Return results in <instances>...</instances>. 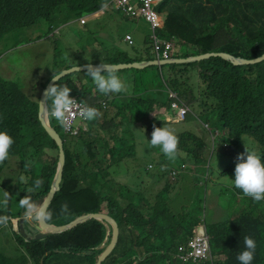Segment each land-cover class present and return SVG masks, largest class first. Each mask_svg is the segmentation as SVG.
<instances>
[{
	"label": "trees",
	"instance_id": "obj_1",
	"mask_svg": "<svg viewBox=\"0 0 264 264\" xmlns=\"http://www.w3.org/2000/svg\"><path fill=\"white\" fill-rule=\"evenodd\" d=\"M104 4L105 0H0V46L3 47L6 42L14 43L5 51L23 43L37 44L42 38L49 40L60 36L69 25H74V37H77L78 43L64 48L63 54L71 57L72 63L40 65L37 71L34 69V78L24 79L28 82L27 87L17 78L5 80L0 77V130L5 131L13 141L6 158L0 160V201H3L0 203V216L6 217L0 222V247L7 252L12 251L13 255H21L17 259L18 264H51L53 258L61 260V255H54V250H66L77 256V249L98 246L106 236L105 227L97 220L40 241H25L13 229V220L18 221L24 211L21 202L43 198L55 174L59 150L41 127L37 116L39 93L53 74H60L73 66H86L90 62L118 64L154 60L157 54L153 52V35L173 41L171 55L176 57L226 51L253 58L264 53V0H165L160 5L161 10L166 11L163 28L157 27L153 31L151 22L141 17L140 20L151 28L150 40L138 43L134 39L132 44L124 41L127 32H105L91 22L98 17L90 18L85 25H81L83 16L94 15ZM214 14L215 18H226L209 20ZM104 16L107 18L106 13L99 17ZM121 18L132 20L126 14ZM26 30L29 31L27 39L22 41L17 35ZM41 34L44 36L39 38ZM15 37L17 40L14 41ZM86 58H89L88 63ZM191 64H153L143 70L113 72L128 86L127 94H101L85 71L71 73L55 82L58 86L69 88L72 99L95 108L105 119L112 115L111 121H105L101 126H95L97 118L94 116L87 124V130H81L78 135H62L66 151L64 175L45 219L49 224L55 225L57 220L68 224L82 214L99 211L114 218L120 228L119 240L114 252L103 264L119 261L122 264H239L236 255L244 247L245 235L256 243L251 264H264V199L253 200L232 186L222 197L224 204L220 193L210 196L205 189L203 195L197 193L198 188H206V185L221 186L211 179L212 158L205 138L189 131L175 134L178 142L174 159L166 158L158 146H150L146 140L150 138L153 126L165 127L193 120L189 115L183 121L176 117L177 110L173 104L177 101L170 92L177 91L183 104L192 110H200L196 118L204 117L210 125L215 123L216 126L211 129L233 136L236 145L245 139L250 150L260 155L264 162V60L255 64L233 65L220 57H210L196 62L201 66L200 78L203 82L197 94L183 88L191 74L186 65ZM5 70L13 72L11 61L3 65L0 73L5 74ZM49 70L54 72L49 74ZM127 99H131L132 103H127ZM116 100L119 101L117 108L114 107ZM114 121L118 123L114 124ZM135 126L139 131L144 130L146 139L143 135L136 139ZM54 128L61 133L59 126ZM100 139L105 142L106 149L93 155L91 146L94 150L101 148ZM115 141L123 147L118 148ZM80 147L85 149L90 160H96L102 151L108 155L109 162L99 166L100 174L99 171L94 173L79 169L83 154L77 152ZM109 147L110 151L107 150ZM46 150L47 154L54 150V157L40 160L42 170L36 172L35 164L43 158ZM116 158L118 162L115 164L113 161ZM11 160H15L18 167L12 173L18 177L15 189L8 181V174H3L7 168L13 169ZM123 161L134 165L133 170L128 167L131 176L135 181H142V187L134 195L145 200L148 204L145 209L133 202L126 207L121 206L113 197L117 194L128 200L120 189L117 193L115 190L106 192L107 185L106 188L100 185L101 189H94L96 182H115L114 173L118 171V163ZM148 165L152 168L148 169ZM233 165L230 162L218 175L231 174ZM186 167L192 173V179L186 174L181 175ZM72 173L79 181L94 182V188L78 194L72 188ZM143 177H147L149 183H143ZM36 181H39L38 185ZM186 188L196 189L192 210H188ZM124 190L130 191L129 184ZM15 198L17 205L14 204ZM86 202H93L94 209L78 208L79 204ZM210 202L219 211V220L210 216L211 213L216 214L209 209ZM65 204L67 211H62L61 206ZM102 204L104 209L99 208ZM175 210L179 214H174ZM223 215H227L226 220H222ZM26 218L23 227L24 223L28 224ZM31 220H37L35 215ZM201 222L209 238L211 263H194L184 258L188 242L196 236ZM96 227L101 228L102 233L94 236L90 232ZM25 231L32 233L28 228ZM119 246L125 247L128 254L121 256ZM4 262L7 261L0 259V264ZM81 263L85 261H79Z\"/></svg>",
	"mask_w": 264,
	"mask_h": 264
},
{
	"label": "rangeland",
	"instance_id": "obj_2",
	"mask_svg": "<svg viewBox=\"0 0 264 264\" xmlns=\"http://www.w3.org/2000/svg\"><path fill=\"white\" fill-rule=\"evenodd\" d=\"M110 1L111 0H105V3H106L105 5H107L105 8L107 18L105 16L104 17H98L96 19H93L91 21L92 23L99 25L105 32L113 33L114 31H119L121 33H125V32L131 33V34H133L134 39L138 43H144L148 39L150 40L151 28L147 23L140 20L141 17H138L135 20H129V21L123 20L120 15L113 13ZM157 11L161 17H163V15L166 12V11L161 10V6L157 7ZM151 25L153 26V24H151ZM74 28H75L74 25H69L62 30L60 36L52 37L49 40L48 39L44 40L42 38L44 35L41 34L39 36V38H42V39H40L37 44L23 43L21 45H18L17 48H15L11 51H5V49L9 45H11L13 42H11V43L6 42L3 47L0 46V69L3 68V65L5 63H9V61H11L13 72H8L5 70V74L0 73V75L6 79H9V80L15 79L16 76L20 75V76H22V78H17V79H19L23 83V85H25L27 87L28 82L25 81L24 79L34 78L35 77L34 76V74H35L34 69H35V71H37L40 68V65L44 66V65L48 64L50 66L53 63H55L56 65H64V64H67L68 62L72 63L73 62L72 58L65 56L63 54V52H65L64 48H69L74 43H76V45H78L77 37H74L75 36L74 35ZM41 29L43 32L45 31L43 28H41ZM28 32H29L28 30L20 31V34L17 36H20L21 40L25 41L27 39ZM15 40H17L16 37L14 38V41ZM13 46H15V45H13ZM77 50H78V48H77ZM88 60H89V58H86V63H88ZM90 63L92 64V62H90ZM186 66L188 68V73H191V74L193 73V82L195 84L199 85L200 79H199L198 73L201 71V66H199V64H195V63H192L191 65H186ZM52 72H54V71L49 70V74ZM127 103H132L131 99H127ZM118 105H119V101L116 100L114 102V107L117 108ZM194 114H197V113L195 112ZM188 115L193 118L192 121L186 122V123L184 122V123H179V124L167 125L165 127L172 130L174 132V134H179L182 132L189 131L198 137H203L206 140L209 139V134H208L205 126H207V128L208 127L213 128L216 126L215 123H212L211 125H207L205 123V121L203 120L204 117L202 120L196 121L192 114H188ZM109 116H110L109 118L105 119L103 114H100L99 112H97V115H96L97 124L95 126L98 127V126H101L105 121H111L112 115H109ZM50 121H51L52 126H54V127L59 126L61 129V136L64 135V133H65L64 131H66V129L64 128L62 122H59V121H56L53 119ZM113 123L117 124L118 122L114 121ZM135 127L136 128H134L133 131L135 132L134 136L137 139L138 137L142 136L145 132H144V130L139 131V130H137L138 127L137 126H135ZM43 130H44V128H43ZM72 136H73V134H72ZM218 140L220 142V147H221L219 150V153H218L216 142L213 144L212 148L208 147V151L211 154V158H212L211 165H210L211 170H212L211 179L214 182L220 183L221 186H208V185H206V188H204V187L198 188L197 193L200 196L203 195L204 189L206 190L207 194L210 196L214 195L215 193H220V199H221V202L223 203L222 197L224 196V194H226L228 192V188L231 187V183H230L229 179H231L233 176V169H234V165L236 163V156H237V154L244 152L245 149H250V148H249V145L247 144V141L245 139L241 140L240 145L232 144L234 138L229 136L228 134H225L224 132H221L220 136L218 137ZM99 142L102 145L101 148L94 150V148L91 146V152H93V155H96L101 150L106 149L105 146L103 145V144H105L103 139H100ZM115 143H116L118 148H120V146L123 147V145H120L119 142L115 141ZM63 148H64V153H65V165H66V151H65V147H63ZM110 149H111V147H109L107 150L110 151ZM47 152H48V150H46V153L43 155V158L38 159V162H36V164H35L36 172H40L42 170L43 164L40 160L46 159V157L47 158H53L54 157V153H55L54 150L51 154L50 153L47 154ZM77 152L83 153L82 157H81L82 166H80L79 169H86V170H90V171H93L94 173H96L99 171L97 169V167L101 166L102 163H108L109 162V157L104 151H102L100 153L99 157H97L96 160L95 159L90 160L87 152L82 147L78 148ZM218 155L220 158V163H219ZM228 157H230V158H228ZM47 160H49V159H47ZM232 160H234V165L232 166V170L230 171L232 173L231 174L228 173V175H225L220 179L218 177V174L220 172H222L224 170V167L229 163V161H232ZM114 162H115V164L118 162L117 158L113 161V163ZM110 163L112 164L111 160H110ZM128 163H130V162H128ZM128 163L126 161L119 162L118 166H117L118 171H116L114 173V175H115L114 177H116V181L111 182L110 184L103 182L102 184L98 185V188L101 189L100 185H102L103 188L104 187L106 188V185H107L106 192L108 190H110V191L115 190L116 193L120 189V190L124 191V194L128 198V200L122 199L117 194H115L113 196L115 199H117L119 201L121 206L126 207L129 204V202H133V203L137 204L139 207L145 209V206L148 205L147 203H145V200H141V198H138L134 195V192H136L137 189L139 190L142 187V181H141V179H139L138 181H135V179L132 178V176H131L132 173L129 171V169L133 170L134 165L133 164L128 165ZM11 164H12L13 169L7 168L5 171H3V174H6V173L8 174V176H7L8 181L11 182L13 189H15L16 185L18 184V177L15 175H12V173H13V171L17 170L18 167H17V163L15 160H11ZM57 165H59V158H57L55 172L57 170ZM128 167H129V169H128ZM64 169H65V166H64ZM112 171L113 170H112V166H111L110 172H112ZM99 174H100V171H99ZM184 174H186L191 179L193 178L192 173L190 172L188 167L185 168V170L183 171V173L181 175H184ZM63 175H64V170H63ZM71 182H72V188L78 194L83 193L84 191H86L88 189L94 188V182L85 183L83 181H79L77 179V175L75 173H72V175H71ZM143 183H149V179L147 177H143ZM203 183H204V180H203V178H201V184L203 185ZM128 184H129V188H130L129 192L124 190V187ZM186 189H187L186 190V192H187L186 202L188 203V210H192L195 207V205L192 203V199H193V195H194V192L196 189H193V188H186ZM103 196H106V194H104ZM31 201L32 200H30L28 202H31ZM14 204L17 205V198H15ZM214 205L215 204L211 205V202L209 203V209H211L213 211V213L216 212L215 215L214 214L212 215V213H211L210 216H213L214 219L219 220L220 218H217V214L219 213V211H216ZM104 206L105 205L102 204L101 206H99V208L104 209ZM94 207H95V204L93 202H86L84 204H79V206H78V208H85V209H94ZM25 212H26V210L24 208V211L20 214V217ZM89 213H104V214L108 215L104 211L89 212ZM89 213H87V214H89ZM174 214H179V213L176 212V210H175ZM199 214H200L201 218H203V216L201 215V211ZM82 215H84V214H82ZM82 215H80V216H82ZM26 217L28 218V215L24 216V218H26ZM226 217H227V215H223L222 220H226ZM29 220H31V219H29ZM216 220H212V221H216ZM15 221H16V219L13 220V229L15 230V232L19 233V230L16 229L17 223ZM31 221H32V223H29L30 226L37 223V220H35V221L31 220ZM54 223H55V226H65L66 225V224H64L65 223L64 221H60V220H57ZM88 223H89V221H87L85 223H81V224L87 225ZM100 223L105 227V230H106V236L104 237V239L100 243V245L90 246L87 249H84V248L83 249H77V256L69 253L66 250H54L53 251L54 255H61V260L55 261V260L60 259V258H53L52 259L53 261L51 264H79V261H81V260L85 261V263H83V264H94V262H95V264H98V259L100 260V257L103 254V251L100 250L101 246L104 245V242L107 239V226L106 225H108V224L105 225L102 222H100ZM100 223H99V225L102 227V225ZM24 224H25V229H27V223H24ZM56 224H61V225H56ZM81 224H78V226ZM202 226L205 227V225L201 222V223H199V226L197 229H199ZM199 231H201V230L199 229ZM199 231L196 230V234ZM90 233H92L94 236H96L97 234H101L102 230H101V228L96 227L95 230L90 232ZM108 233H109V231H108ZM50 236H52V235H50ZM50 236H48V237H50ZM48 237H46V238H48ZM110 238L111 237L109 235L108 240L105 242L106 247L109 245ZM191 241H189V242H191ZM189 242H188V245H189ZM118 250L120 251L121 256L125 255L127 253L125 251V247H123V246H119ZM182 250H185V248L182 247ZM97 251H101V253L98 254ZM19 256L21 257V255H19ZM18 258L19 257L17 255H13L12 251L7 252L5 250L0 249V259H2L3 261H12L9 264H14V262H16ZM214 260H215V258H214ZM105 261H103V263ZM145 261H147V260H145ZM194 263H200V262H194ZM106 264H108V263H106ZM116 264H122V262L119 261Z\"/></svg>",
	"mask_w": 264,
	"mask_h": 264
},
{
	"label": "clouds",
	"instance_id": "obj_3",
	"mask_svg": "<svg viewBox=\"0 0 264 264\" xmlns=\"http://www.w3.org/2000/svg\"><path fill=\"white\" fill-rule=\"evenodd\" d=\"M164 1L165 0H155V2L157 4H156L154 9L162 21L160 28H163L164 20H165V14L163 15V17H161L157 11V7L160 6ZM131 2H138V0H131ZM105 4L103 6H101L99 9H97V11L94 15L83 16L80 19L81 25H85L88 22V19H90V18L99 17V16H102L104 13H106L105 8L107 5H105ZM110 4H111V8H112L113 13L120 15V16H123L125 14V13H123V11L115 8L113 0L110 1ZM117 12H120L121 14H119ZM215 16H216V14H214L212 17H209V20L210 19H217L219 17H225L226 18V16H218L216 18H215ZM129 18L132 20H135L138 17H134V18L129 17ZM100 29H101V27H100ZM127 36H130L132 38V43H133L134 42L133 34L128 33L125 36L124 41L129 43L128 41H126ZM160 39H162V38H160ZM162 40L166 41L167 43H169L171 45V48L169 51V57L164 58L162 56L157 55V58H155L154 60H161V59L169 60V59H174V58H185V57L172 56L171 52L174 49L173 41L166 40V39H162ZM163 48H164V46H163ZM153 52H155L154 49H153ZM211 52H217V51H211ZM221 52H226V51H221ZM205 53H207V52H205ZM226 53H229V52H226ZM199 54H202V53H199ZM229 54H231V53H229ZM194 55H198V54H194ZM231 55H233V54H231ZM189 56H193V55H189ZM189 56H187V57H189ZM234 56H241V55H234ZM241 57H244V56H241ZM209 58H206V59H209ZM245 58H247V57H245ZM206 59H201L198 61H192V62H187V63H175V64H191V63L200 62V61L206 60ZM249 59H251V58H249ZM158 64H162V63H158ZM245 65H247V64H245ZM200 72L198 73V76L200 79L199 85H197L193 82V73H192V74L188 75L189 81L186 85L183 86V88H189V90H191L194 94H197L199 89L201 87H203V85H202L203 82L200 78ZM85 73L87 74L88 77H90V79L93 81V83L95 85V88L101 94H105V95H107L109 93H125V94H127L129 92L128 86L124 82H122L120 77L113 74V72L110 70L109 66H107V65L101 64V65L96 66V67H92L91 65H89L86 67ZM0 77L7 80L6 78L2 77L1 75H0ZM18 77L22 78V76H20V75L16 76V78H18ZM52 79L56 80L57 76L53 74ZM69 91H70L69 88L63 87V86H58L56 83L51 84L47 88L45 96L48 99L47 100V104H48L47 105V115H48V121H49L50 125H51L50 120L53 119V120H56L59 122H63V126L65 128V122H64L65 113L69 109L72 108V106L74 104V100H76V99H72L69 96ZM170 93H171V97L175 98V100L177 101V104H173V107L175 106L174 108L177 110L175 115L179 120L183 121L188 116L189 113L193 114L197 121L198 120L200 121L203 119V117H201V118L197 117L196 118L197 114L200 113V110H198V109L192 110L188 105H185L181 102L182 99L179 96V92L172 91ZM173 94H176V96H173ZM76 101H78V100H76ZM180 109H186L187 110V114H186L184 119H181L178 117V112ZM195 112L197 114H194ZM81 114H82V117L84 119L88 120L84 124V127H81L77 134H73L70 131L66 130V131H64L65 132L64 135H67V134L78 135L81 130H87V126H88L87 124H89L90 120L93 119V117L97 115V110L93 107L85 106V107H83ZM207 125H210V124H207ZM205 128L209 134V139L206 140L207 149H208V147L212 148L213 144L216 142L218 153H219V150L221 147H220V142L218 140V137L220 136L221 132L212 130L209 127L207 128V126H205ZM57 132H59V131H57ZM60 135H61V133H60ZM231 137H233V136H231ZM144 138H145V136H144ZM200 138H203V137H200ZM146 140L150 146H158L159 150L164 154V156L166 158H168V159H174L175 158L178 138L174 134V132L172 130H170L169 128L161 127V126L160 127L153 126L152 131L150 133V138L146 139ZM12 143H13L12 138L5 131L0 130V160H3L6 158V156L8 155L9 147ZM234 143H236V138H234L232 144H234ZM63 144H64V140H63ZM57 150H59V149H57ZM218 158H219V155H218ZM228 158H230V157H228ZM230 162H232V164H234V160L229 161V163ZM219 163H220V158H219ZM151 168H152V165H149L148 169H151ZM218 177L220 179L222 178L219 175H218ZM229 181H230L232 187L240 189L245 196L251 197L253 200H256V201L264 199V162H262L260 155H258L254 150H250V149H245L244 152L237 154L236 163H235L234 169H233V176L231 179H229ZM36 184L38 185L39 181H36ZM6 199H7V197L4 198V200H6ZM0 203H3V201H0ZM21 203L24 206L26 212L29 214V216H32L34 214L35 217L39 220H44V219L48 218L44 206H41L39 209H36L28 201H22ZM61 210L67 211V205L66 204L62 205ZM5 220H6V217L0 216V222H3ZM243 245H244L243 249L241 251H239L236 255V260L239 262V264H251V262L253 260L255 248H256V243L251 237L245 235L243 237ZM212 261H213V259L211 260V262ZM211 262H209V263H211Z\"/></svg>",
	"mask_w": 264,
	"mask_h": 264
},
{
	"label": "water",
	"instance_id": "obj_4",
	"mask_svg": "<svg viewBox=\"0 0 264 264\" xmlns=\"http://www.w3.org/2000/svg\"><path fill=\"white\" fill-rule=\"evenodd\" d=\"M209 57H220L224 60L231 62L233 65H239V64L245 65V64H255V63L263 61L264 53L260 56H256V57L249 59V58H245L241 56H234L226 52L217 51V52L202 53V54L193 55V56H189L185 58H174V59H169V60L161 59V60H149V61H134L130 63H118V64L101 63V64L109 66L112 72H116V71H123L127 69L143 70L145 68H149L150 65L158 64V63H162V64L187 63V62H192V61H198L201 59H206ZM101 64H89V65H91L92 67H96ZM89 65L73 66V68L70 70L62 71L60 74L56 75L57 76L56 80L51 79L49 83L45 86V88L40 92L39 99H38L37 116L39 118V122L41 126L44 128L48 136L55 142L57 149H59V165H57V170L54 174V177L52 179L47 195H45L43 198H40L38 200L29 202L36 209H39L41 206H44L45 210L47 211L55 193L59 191L60 189V184L63 179V170L65 166V153H64V148H63L64 147L63 139L60 133L50 126L49 121H48V115H47V105H48L47 100L48 99L45 96L46 90L51 84L59 81L62 77H65L74 72L84 71L86 67ZM25 215H28V218H26L27 222L32 223V221L29 219H32L34 214L32 216H29V214L25 212L21 215L20 219H18L17 229L19 230V234L25 239V241H28V242L40 241L50 235L61 234V233L70 231L76 226H78V224L85 223L90 220H97L99 222H102L105 225L108 224L106 225L107 226L106 241L108 240L109 235L111 238H110L109 245L107 247L105 246L106 241L104 242V245L101 246L100 250L103 251V254L100 257V260L98 259V264H102L103 261H105L114 252L117 246L118 240H119L120 228H119L117 221L111 216L106 215L104 213L84 214L82 216L77 217L75 220L71 221L65 226H55L53 224L46 223L45 219L44 220L37 219V223L32 225L36 231L33 234L32 233L28 234L23 227Z\"/></svg>",
	"mask_w": 264,
	"mask_h": 264
},
{
	"label": "built area",
	"instance_id": "obj_5",
	"mask_svg": "<svg viewBox=\"0 0 264 264\" xmlns=\"http://www.w3.org/2000/svg\"><path fill=\"white\" fill-rule=\"evenodd\" d=\"M113 2L116 9L123 11V13L131 18L145 17V19L153 24V31L162 24L160 17L157 15L154 9L157 4L155 0H138V2H131V0H113ZM151 39L153 40V48L155 53L158 56L168 58L171 45L158 38L156 35H153ZM126 41L131 44L132 38L127 36ZM173 96H176V94H173ZM83 107H85L83 103L74 100L72 108L65 113L64 122L65 129L67 131L77 134L80 128L84 127V124L88 120L82 117L81 113ZM186 114V109H180L178 112V117L184 119ZM199 229L201 231H199ZM199 229H197L199 232L196 234L194 239L189 242L188 252L184 258L189 259L192 262H211L212 257L210 254L209 238L206 233V228L202 226Z\"/></svg>",
	"mask_w": 264,
	"mask_h": 264
},
{
	"label": "crops",
	"instance_id": "obj_6",
	"mask_svg": "<svg viewBox=\"0 0 264 264\" xmlns=\"http://www.w3.org/2000/svg\"><path fill=\"white\" fill-rule=\"evenodd\" d=\"M99 168L100 167H97L98 170H99ZM99 184H100L99 182H96V187L94 189H99L97 187ZM26 221H27V219H26ZM15 222L17 223L18 221H15ZM24 227H25V225H24ZM27 228L32 232V234L36 232L35 229H34V227L29 225V222L27 224ZM16 229H17V225H16ZM0 249L1 250H4V247H0ZM16 255L20 258L19 254H16ZM10 262H12V261H7V262H4L3 264H9ZM14 264H18L17 261L14 262Z\"/></svg>",
	"mask_w": 264,
	"mask_h": 264
}]
</instances>
